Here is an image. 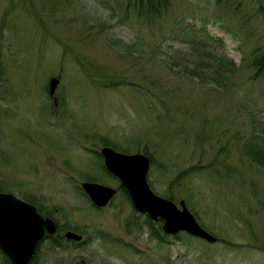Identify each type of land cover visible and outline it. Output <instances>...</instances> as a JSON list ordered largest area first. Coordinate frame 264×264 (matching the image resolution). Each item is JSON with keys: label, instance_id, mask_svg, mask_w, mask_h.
I'll list each match as a JSON object with an SVG mask.
<instances>
[{"label": "rangeland", "instance_id": "374dc122", "mask_svg": "<svg viewBox=\"0 0 264 264\" xmlns=\"http://www.w3.org/2000/svg\"><path fill=\"white\" fill-rule=\"evenodd\" d=\"M138 2L0 0V192L85 239H46L34 264H264V167L243 152L264 127V0ZM106 141L149 154L152 190L219 241L152 221L155 237L104 172ZM85 182L118 193L98 209Z\"/></svg>", "mask_w": 264, "mask_h": 264}, {"label": "water", "instance_id": "95a60500", "mask_svg": "<svg viewBox=\"0 0 264 264\" xmlns=\"http://www.w3.org/2000/svg\"><path fill=\"white\" fill-rule=\"evenodd\" d=\"M60 84L58 78L50 81L49 93L55 97ZM106 169L126 188L135 209L147 214L153 221L162 220L163 231L167 235L187 232L189 235L209 243L219 239L206 231L190 212L186 202H180L181 208L172 200L154 193L148 183L151 168L150 159L144 154H124L110 147L101 150ZM82 189L92 203L99 209L107 207L117 194V190L98 183L85 182ZM57 223L42 216L36 206L27 203L10 193H0V248L13 264H29L39 243L48 236H56ZM65 238L80 243L84 236L68 231Z\"/></svg>", "mask_w": 264, "mask_h": 264}, {"label": "trees", "instance_id": "16d2710c", "mask_svg": "<svg viewBox=\"0 0 264 264\" xmlns=\"http://www.w3.org/2000/svg\"><path fill=\"white\" fill-rule=\"evenodd\" d=\"M135 5L137 7V11L140 16H145V15L161 16L165 11V9L168 8L169 0H139V2ZM220 61H221L220 67H223L224 63L226 62H223L222 60ZM226 64L228 65V63ZM253 67L258 69L259 74L264 73V51L260 56H257L255 58V60L253 61ZM253 128L254 129H253L252 137L248 139L247 142L243 145V152L251 161L264 167V136L258 133L259 132L258 130L264 131V127H261L258 123H254ZM109 145L110 144L107 141L104 142V146H109ZM96 155L99 157V159L102 162L103 159L101 154L97 152ZM147 156L151 159V161H153L149 154ZM102 168L106 174H109L105 169L103 163H102ZM120 190L124 191L127 194V191L123 185L120 186ZM50 215L51 214H48V216ZM148 225L151 226V229L155 230L154 236L157 238L160 237L159 229H156V227L154 228L155 225L151 220H148ZM48 239H50L55 246H60L61 242L66 240L59 226H58V234L55 237H48ZM37 256L38 254L36 253L30 264H34L36 262ZM7 261L9 262V264H12L9 259H7Z\"/></svg>", "mask_w": 264, "mask_h": 264}, {"label": "flooded vegetation", "instance_id": "af4514ba", "mask_svg": "<svg viewBox=\"0 0 264 264\" xmlns=\"http://www.w3.org/2000/svg\"><path fill=\"white\" fill-rule=\"evenodd\" d=\"M0 251L2 252V254L5 256V257H7V255L0 249ZM8 258V257H7Z\"/></svg>", "mask_w": 264, "mask_h": 264}]
</instances>
